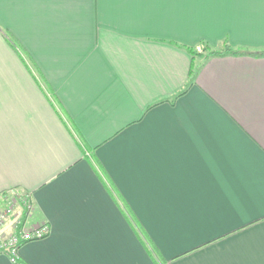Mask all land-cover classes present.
Returning <instances> with one entry per match:
<instances>
[{"label":"crops","instance_id":"1","mask_svg":"<svg viewBox=\"0 0 264 264\" xmlns=\"http://www.w3.org/2000/svg\"><path fill=\"white\" fill-rule=\"evenodd\" d=\"M260 52L264 0H0V200L48 229L16 260L264 264Z\"/></svg>","mask_w":264,"mask_h":264},{"label":"rangeland","instance_id":"2","mask_svg":"<svg viewBox=\"0 0 264 264\" xmlns=\"http://www.w3.org/2000/svg\"><path fill=\"white\" fill-rule=\"evenodd\" d=\"M196 51L200 54V57L197 56L199 59L203 58L207 53L204 51L203 45L198 46ZM26 204L25 195L20 192H11L0 200V246L7 244L15 235L22 232L23 229L27 230L29 228L26 225V219L33 211V208L28 213V209L25 207Z\"/></svg>","mask_w":264,"mask_h":264},{"label":"built area","instance_id":"3","mask_svg":"<svg viewBox=\"0 0 264 264\" xmlns=\"http://www.w3.org/2000/svg\"><path fill=\"white\" fill-rule=\"evenodd\" d=\"M25 199L27 200L25 207L28 209V213H30L33 206L31 205V202L27 196H25ZM47 233L48 229L46 226L28 228L27 230L23 229L22 232H19L18 235H15L9 242H7V244H2L0 246V253H8L9 255H7L15 261L16 252L21 244L31 240L41 239L45 237Z\"/></svg>","mask_w":264,"mask_h":264},{"label":"trees","instance_id":"4","mask_svg":"<svg viewBox=\"0 0 264 264\" xmlns=\"http://www.w3.org/2000/svg\"><path fill=\"white\" fill-rule=\"evenodd\" d=\"M203 49H204V51L207 52L206 55L203 57L204 59H207V58H210V57L226 56V55L237 56L239 54H246L247 53V52H245L243 50H240V51L239 50L238 51L237 50H233L229 46H227L226 44H224L223 47L220 50H213L208 45L203 44ZM185 51L192 57V61L197 56L200 57V54H198V52L195 50V48H185ZM255 56L264 57V52L255 53ZM190 77H191L190 78V82H192L193 78H194L193 64H192V68H191V71H190ZM16 261H17V263H20L18 260H16Z\"/></svg>","mask_w":264,"mask_h":264}]
</instances>
